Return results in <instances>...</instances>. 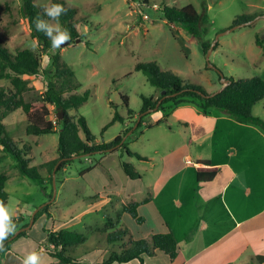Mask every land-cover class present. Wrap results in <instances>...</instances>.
Segmentation results:
<instances>
[{"label":"rangeland","instance_id":"rangeland-1","mask_svg":"<svg viewBox=\"0 0 264 264\" xmlns=\"http://www.w3.org/2000/svg\"><path fill=\"white\" fill-rule=\"evenodd\" d=\"M63 1L66 2L67 7L77 10L74 19L82 42L71 43L57 50H46L32 37L21 11L20 0H0V39L12 53L30 49L42 59V71L39 75L24 76L33 88L28 99L38 97L45 92L51 71L54 70L51 55L60 52L62 61L75 72L76 81L81 85L79 91L88 89L91 92L86 104L78 110H70L69 113L75 117L82 115L86 118L97 142H110L129 127L135 126L134 123L143 107L142 96L159 97L158 89L148 82L141 71L135 70L138 63L156 62L163 70L173 71L185 81L203 86L209 93L221 89L222 78H219L216 70L208 67L201 43H212L218 34L231 28L238 16L257 15L253 24L240 27L220 37L219 45L210 56V63L227 78L233 77L236 80L264 78V0ZM53 2L54 0H36L35 3L42 8L43 5ZM186 5H193L200 13H204L206 9L209 16L210 23L201 26L197 35H194L189 27L169 23L160 11L162 7L182 8ZM257 37L261 40L262 46L257 45ZM34 43L35 47H33ZM0 86L11 90L13 88L9 79L1 81ZM125 95L129 98V108L135 111L132 117L127 115V107L122 99ZM50 110L49 119L53 121L59 119L60 112L56 110V106L51 105ZM116 110L126 118L125 123L117 122L102 132L112 120ZM156 117V112H152L132 138H128L131 132L127 135L129 148L149 158L150 162L129 157L121 150L107 155L99 153L75 159L56 174L55 197H51L54 189L51 180L53 171L46 167L39 169L43 177L42 186L40 182L23 176L18 169L16 159L0 146V172L8 176L5 189L9 195L8 205L16 213L15 222L20 223L19 219L24 218L23 224L30 223L28 217L38 208L46 205L48 214L45 216L47 215L48 219L51 217L55 219L50 230L78 231L87 237L86 243L67 249L68 254L76 260H80L78 256L94 249L92 246L100 244H103L105 250L104 257L90 264H102L112 253H123L129 249L131 240L143 237L147 231L156 230L158 226L153 216H147L146 225L140 226L129 215L124 214V206L129 202L124 204L111 193L110 185L104 186L108 173L105 174L101 167L103 165L113 173L118 184H122L121 186L125 188L124 185L131 187L125 195L130 193L135 199L141 198L146 195L145 188L151 186L149 196L153 198L156 195L159 203H163L167 220L173 222L184 217L190 225L193 224L196 216L192 214L188 217V211L175 204L172 205L170 200L172 197H179L182 202L186 200H189V203L194 202L195 168L186 163L185 156L189 153L194 158L200 152V155H206L208 149L202 150L199 145L185 143L187 138L184 128L173 121L153 129L147 128ZM4 123L9 134L15 140L21 141V147L24 144L31 145V154L28 155L31 159V167H39L58 158L59 135H27L28 121L21 109L10 113ZM81 136L84 138L83 133ZM242 146V143L238 145V151ZM98 162H101V165L90 172L87 178L85 174H81L83 170L97 165ZM123 162L132 163L142 174V180L130 181L123 172ZM171 172H176L180 177L185 176L187 182L184 188L177 186L175 189L172 188L171 182L168 189L172 188L173 191L167 199L166 186L160 193L157 191V195L153 184L162 174L169 175ZM246 189V187L242 188L239 198L245 205H250L254 200L253 190L251 195L242 194ZM92 195L99 197L100 200L106 198L107 210L76 217V214L85 209L80 200L81 196ZM127 197L125 196V199ZM86 202L89 200L86 199ZM249 208L244 210L245 215L249 210L254 215L257 213L256 205L253 210ZM75 218L77 221L73 223ZM118 229H128L129 233L122 239L110 243L107 235ZM32 230L37 240L42 238V230L40 232L37 226ZM20 239L18 246H22L20 250L23 253L34 250L31 242ZM45 249L50 250V246L46 245ZM261 254H264V249L261 250ZM164 256L161 254L159 258L150 260V263L163 264L167 261ZM248 259H241L239 262L259 264L254 258L247 261ZM1 260H4L5 264H20L16 256L6 250L2 251Z\"/></svg>","mask_w":264,"mask_h":264},{"label":"trees","instance_id":"trees-1","mask_svg":"<svg viewBox=\"0 0 264 264\" xmlns=\"http://www.w3.org/2000/svg\"><path fill=\"white\" fill-rule=\"evenodd\" d=\"M20 1L22 3L21 11L27 21L32 37L38 40L46 50L51 49L50 41L43 33L35 30V18L38 14L43 16L41 7L36 5V0ZM53 3H60L67 9L66 14L61 16L60 23L70 31L72 37L71 43H75L77 39L81 38L74 19L77 10L67 7L66 2L63 0H54ZM160 11L163 18L169 23L189 27L194 35L198 34L201 26L210 23L206 9L204 13H200L193 5H186L182 8L162 7ZM256 17L257 15L238 16L233 21L231 27L247 23ZM256 43L262 46L261 40L258 37ZM211 44L201 43L205 55L210 49ZM218 45L219 43L215 47ZM51 61L54 70L51 71V78L47 89L38 97L28 99L29 93L33 88L30 86L29 80L25 79L24 76L39 75L42 71V59L36 52L30 49L12 53L0 39V82L9 79L13 87L11 90L5 86H0V146L16 159L20 173L29 179L40 182L43 186V177L39 169L46 167L50 171H53L59 161L62 162L56 174L75 159L99 153L107 155L117 150H121L123 154L125 153L129 157H135L139 161L150 162L149 158L132 151L129 148L127 139L123 142V139L133 129V126L126 129L110 142H97L96 136L91 132L86 118L82 115L75 117L69 113L70 110H78L88 102L91 97L90 90L79 91L81 85L76 81L75 72L67 63L62 61L60 52L52 54ZM135 70L141 71L147 77L148 82L158 89L160 95L158 98L142 96L143 107L138 115H144L141 117L137 126L138 128L128 138H132L133 134L139 130L145 118L153 112L157 103L162 98L164 99L155 112H161L163 116L157 122L148 124L147 128L149 129H153L161 124H168L173 110L183 104L195 105L198 112L203 115H208L212 109H216L228 114L240 123H247L253 118V107L264 99V78L261 77L237 80L233 77H225L229 81V84L221 93L211 96L212 93L207 92L203 86L187 82L173 71L163 70L156 62L138 63ZM216 72L221 79V72L219 70H216ZM122 99L124 105L127 107V115L129 117L135 115V111L129 108L128 96H122ZM51 105H55L58 112H64L63 119H56L55 121L49 119ZM19 109L27 117V135H59L57 159L44 163L39 167L30 166L31 159L28 158V155L31 154V145L24 144L21 147V141L15 140L9 134L4 123V120L10 113ZM125 121L126 118L116 110L112 120L102 129V132H105L117 122L125 123ZM81 133H83L84 138L81 136ZM99 165L100 162L95 166L83 170L81 174L84 175L91 172ZM122 167L130 180L142 179V174L137 171L132 163L123 162ZM215 176L216 172H199L197 179L199 182H211ZM51 180L53 181V178ZM7 181L8 176L0 172V200H3L6 204L9 201V195L5 189ZM53 193L54 189L51 197H53ZM99 199V197H93L90 198V201L97 202ZM148 201H150V198L143 200V202L130 201L124 206V213L128 214L137 224H143L145 218L139 215L138 208L141 204ZM45 214H48V206L38 211L34 219V225ZM28 218L30 220L31 215ZM19 221L22 224L15 222L17 225L16 231L29 225V222L23 224L24 218H20ZM43 231L47 235V241L50 246V250L47 252L50 257L56 260L50 264L84 263L82 260H76L72 255L68 254L67 249L86 243L87 237L85 234L70 230L52 231L46 226L43 228ZM127 233H129L128 229H118L115 232L109 233L107 240L110 243H114L122 239ZM22 237H28L27 231L21 232L12 240L9 238L5 241L3 250H0V252L5 250L10 251L13 243ZM158 252H163L169 256L172 262L177 259L179 246L172 231L150 234L145 238L131 240L129 249L121 254L112 253L108 260L102 264H131L133 261H138L139 264H146L144 258H155ZM254 260L259 264H264V255H257L254 257Z\"/></svg>","mask_w":264,"mask_h":264},{"label":"crops","instance_id":"crops-1","mask_svg":"<svg viewBox=\"0 0 264 264\" xmlns=\"http://www.w3.org/2000/svg\"><path fill=\"white\" fill-rule=\"evenodd\" d=\"M252 113L251 121L240 123L228 114L216 109H212L208 115H203L198 112L197 107L193 104H183L173 110L169 120L184 128L187 138L185 143L199 145L203 148L202 150L208 149L206 155H200V152L194 158L189 153L185 156L186 163L195 168L194 202L189 203V200L182 202L179 197H172L170 200L172 205L175 204L188 211V217H191L192 214L196 216L191 225L188 220L185 221L184 217L173 222L167 220L163 203H159L156 195L153 198L149 196L151 186L145 188L146 195L141 198L135 199L130 193L125 195L131 187L124 185L125 188L121 186L122 184H118L113 173L105 169L100 162L104 172L109 175L107 176L108 179L104 180V186L110 185L111 193L122 200L124 204L130 201L143 202V200L150 198V201L141 204L138 208L139 215L145 218V222L138 225H146V217L153 216L156 218L155 223L158 229L147 231L143 237L137 239L145 238L150 234L169 231H172L177 239L179 255L174 262L163 252H158L155 258L145 257L146 264H154L150 263V260L159 258L161 254L165 255L167 260L163 264H242L243 262H239L241 259L249 258L247 260L249 261L257 255H264L261 254V250L264 249V99L253 107ZM156 116L152 123L160 120L163 115L161 112H156ZM239 142L243 145L239 149L240 151H238ZM199 172H216V176L211 182H199L197 179ZM89 173H85V178ZM184 177L177 176L176 172H171L169 175L164 173L156 180L153 187L156 193L157 191L160 193L166 186L168 199V195H171V191L177 186L178 188L186 186L187 179ZM171 182L173 189H168ZM243 187L247 188L246 192L242 193L244 195H251L253 190L254 200L252 203L250 201V205H245L240 201L239 196ZM125 196H128V199H125ZM92 197L93 195L81 196L80 200L85 209L76 214V217L107 210L108 200L106 198L92 202L90 201ZM86 199L89 202H86ZM255 205L257 206V213L254 215L249 210L250 213L245 215L244 210L249 207L253 210ZM219 214L224 216L219 217ZM76 219H73V223L77 221ZM54 221V218L48 219L47 215H43L27 232L28 237H22L24 242L32 243L34 250L41 252L43 264L56 261L50 257L45 249L49 243L47 235L43 231L45 226L48 229L51 228ZM35 226L40 232L42 230L40 241L34 237L32 229ZM20 240L15 241L8 252L14 254L21 264V259L25 253L20 250L22 246H18ZM92 248L94 249L88 250L85 255H80L77 258L88 264L103 259L105 251L103 244L92 246ZM1 253L0 264H5V261L1 260ZM245 255L247 256L242 258ZM131 264L139 263L133 261Z\"/></svg>","mask_w":264,"mask_h":264},{"label":"clouds","instance_id":"clouds-1","mask_svg":"<svg viewBox=\"0 0 264 264\" xmlns=\"http://www.w3.org/2000/svg\"><path fill=\"white\" fill-rule=\"evenodd\" d=\"M41 11L43 16L38 14L34 21L35 30L43 33L50 41L51 49L57 50L66 46L72 37L70 31L61 25L60 18L66 14L67 9L60 3H49L43 5ZM15 215V210L0 200V250H3L5 241L16 233ZM21 264H43L41 252L37 250L27 252L22 257Z\"/></svg>","mask_w":264,"mask_h":264},{"label":"water","instance_id":"water-1","mask_svg":"<svg viewBox=\"0 0 264 264\" xmlns=\"http://www.w3.org/2000/svg\"><path fill=\"white\" fill-rule=\"evenodd\" d=\"M254 22H255V20H252V21H249V22H247V23H242V24H239V25H234V26H232L229 30H227L226 32H222V33L218 34V35L216 36L215 40L212 42L211 47H210V49L208 50V52H207V54H206V59H207V62H208V67L211 68V69L217 70V69L213 66V64L210 63V56L212 55V53H213V51H214V48H215L216 44L218 43V41H219V39H220L221 36H223V35L226 34V33L231 32V31H234V30H236V29H238V28H240V27H244V26H247V25H251V24H253ZM75 42H76V43H80V42H82V41H81V39H77ZM70 44H71V41H70L67 45H70ZM67 45H66V46H67ZM64 47H65V46H64ZM221 77H222L223 86H222L221 89H219L218 91L212 93L211 96H215V95L221 93V92L224 90V88L229 84V81L225 79V77L223 76L222 73H221ZM163 99H164V98H162V99L159 100V102L157 103V106H156V108L153 110V112H155V111L158 109V107H159V105L161 104V102L163 101ZM143 115H144V114H143ZM143 115H140V116L138 117V120H137L135 126H134L133 129L130 131L131 133L129 132L130 134H132L133 131L135 130V128H137V126H138V124H139V122H140V120H141V117H142ZM58 116H59V117H58L59 119H63V117H64V112L61 111V112L59 113ZM129 133H128V134H129ZM126 139H127V136L123 139V142H124ZM61 162H62V161H59V162L57 163V165L55 166L54 170H53V188H54L53 196H54V197L56 196V180H55V179H56V173H57V169H58L59 165L61 164ZM45 206H46V205H43V206H41L40 208H38V209H37V210L31 215V219H30V223H29V225L26 226V227H24V228L19 229L18 231H16L15 235H13V236L10 238V240L16 238V237H17L21 232H23V231H29V230H31V228H32L33 225H34V219H35L36 214L38 213V211H39L40 209H42V208L45 207Z\"/></svg>","mask_w":264,"mask_h":264}]
</instances>
